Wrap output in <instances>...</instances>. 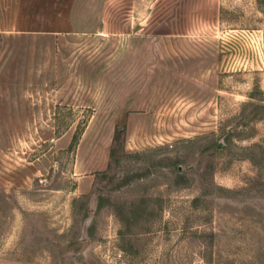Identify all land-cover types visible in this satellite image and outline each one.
Wrapping results in <instances>:
<instances>
[{
    "label": "rangeland",
    "instance_id": "rangeland-1",
    "mask_svg": "<svg viewBox=\"0 0 264 264\" xmlns=\"http://www.w3.org/2000/svg\"><path fill=\"white\" fill-rule=\"evenodd\" d=\"M158 7L217 41L214 82L135 129H111L78 80L108 39L0 30V259L264 264V0ZM57 56L74 78L55 81Z\"/></svg>",
    "mask_w": 264,
    "mask_h": 264
},
{
    "label": "crops",
    "instance_id": "crops-1",
    "mask_svg": "<svg viewBox=\"0 0 264 264\" xmlns=\"http://www.w3.org/2000/svg\"><path fill=\"white\" fill-rule=\"evenodd\" d=\"M155 2L161 4V0H1L0 30L53 35L62 44L75 37L108 39V57L93 52L87 53L88 59L87 54L77 57L78 80L94 86L95 94L89 97L94 98L95 112L113 114L111 129L121 121L133 129V114L165 113L167 98L198 101L214 82L217 41L188 30L182 14L173 16L164 7L155 10ZM66 65L71 67L69 60L55 57V81L73 77L68 70L63 73ZM0 264L21 263L1 258Z\"/></svg>",
    "mask_w": 264,
    "mask_h": 264
}]
</instances>
